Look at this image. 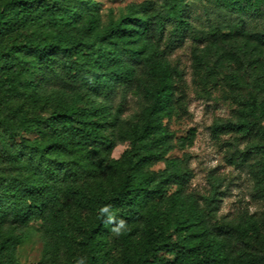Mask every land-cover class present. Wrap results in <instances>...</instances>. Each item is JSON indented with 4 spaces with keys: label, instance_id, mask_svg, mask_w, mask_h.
I'll list each match as a JSON object with an SVG mask.
<instances>
[{
    "label": "trees",
    "instance_id": "obj_1",
    "mask_svg": "<svg viewBox=\"0 0 264 264\" xmlns=\"http://www.w3.org/2000/svg\"><path fill=\"white\" fill-rule=\"evenodd\" d=\"M260 28L264 0H142L118 13L97 0H0V264H19L21 238L5 227L33 222L63 238L68 264H107L113 225L100 209L108 204L127 221L126 247L130 233L137 240L127 264H264V79L251 81L238 117L212 125L246 139L258 217L220 219V185L202 201L185 194L190 173L166 156L182 78L169 55L189 37ZM131 110L138 117L125 128ZM116 129L130 142L118 159ZM159 161L165 167L151 169ZM71 200L90 213L78 221L77 253L64 220Z\"/></svg>",
    "mask_w": 264,
    "mask_h": 264
},
{
    "label": "rangeland",
    "instance_id": "obj_2",
    "mask_svg": "<svg viewBox=\"0 0 264 264\" xmlns=\"http://www.w3.org/2000/svg\"><path fill=\"white\" fill-rule=\"evenodd\" d=\"M97 1L102 4L104 13L110 9L118 13L127 3L142 0ZM192 7L201 19L200 26H206L209 21L204 5L196 1ZM169 58L182 72V78L177 87V112L167 122L174 130L175 138L166 156L181 159L190 173L184 193L202 201L204 195L210 194L212 183L216 182L224 191L220 219L235 222L249 215L258 217L263 205L251 194L252 179L247 168L251 160L250 153L246 152L247 141L236 133L215 134L212 125L216 121L238 117L251 81L255 77L264 79V28L248 35L219 34L200 40L189 37ZM136 113L131 110L124 116L122 124L125 128L137 120ZM22 134L30 138L39 135L26 131ZM113 135L117 138V145L111 156L118 159L129 148L130 142L120 129L114 130ZM181 138L186 142L182 143ZM164 167L165 162L159 161L151 169ZM176 189L177 186L173 185L170 191ZM89 217L90 213L72 200L66 206L64 220L73 233L71 248L75 253L80 245L78 221L87 222ZM5 230L21 238L15 252L19 264H68L71 253L63 238L53 234L51 228L41 222L5 227ZM113 236L117 235L112 234L106 248L109 251L107 264H127L126 257L133 252L137 241L135 235L129 234L132 239L129 248L120 236L116 240ZM124 251H129V254Z\"/></svg>",
    "mask_w": 264,
    "mask_h": 264
},
{
    "label": "clouds",
    "instance_id": "obj_3",
    "mask_svg": "<svg viewBox=\"0 0 264 264\" xmlns=\"http://www.w3.org/2000/svg\"><path fill=\"white\" fill-rule=\"evenodd\" d=\"M112 206L110 204L105 205L100 209V216L104 220V223L113 225L111 231L119 236L127 230V221L124 219H117L115 214L111 211ZM76 264H85V258H79L76 260Z\"/></svg>",
    "mask_w": 264,
    "mask_h": 264
}]
</instances>
